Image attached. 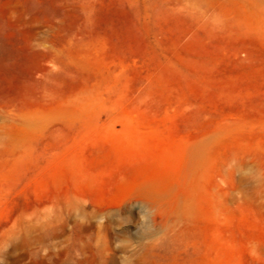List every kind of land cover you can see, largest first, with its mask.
<instances>
[{"label":"rangeland","instance_id":"1","mask_svg":"<svg viewBox=\"0 0 264 264\" xmlns=\"http://www.w3.org/2000/svg\"><path fill=\"white\" fill-rule=\"evenodd\" d=\"M0 264H264V0H0Z\"/></svg>","mask_w":264,"mask_h":264}]
</instances>
